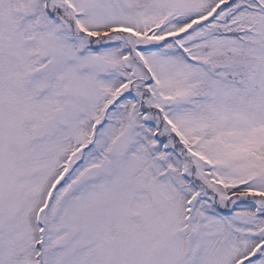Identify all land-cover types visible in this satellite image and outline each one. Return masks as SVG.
Here are the masks:
<instances>
[{"label":"snow or ice","instance_id":"6c2138e0","mask_svg":"<svg viewBox=\"0 0 264 264\" xmlns=\"http://www.w3.org/2000/svg\"><path fill=\"white\" fill-rule=\"evenodd\" d=\"M0 264H264V0H0Z\"/></svg>","mask_w":264,"mask_h":264}]
</instances>
